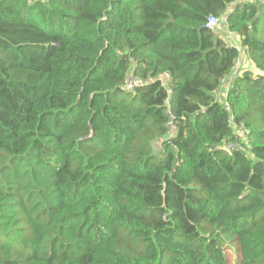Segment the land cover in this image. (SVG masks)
Instances as JSON below:
<instances>
[{
	"label": "trees",
	"instance_id": "trees-1",
	"mask_svg": "<svg viewBox=\"0 0 264 264\" xmlns=\"http://www.w3.org/2000/svg\"><path fill=\"white\" fill-rule=\"evenodd\" d=\"M226 243L264 264V0H0V264H227Z\"/></svg>",
	"mask_w": 264,
	"mask_h": 264
},
{
	"label": "built area",
	"instance_id": "built-area-1",
	"mask_svg": "<svg viewBox=\"0 0 264 264\" xmlns=\"http://www.w3.org/2000/svg\"><path fill=\"white\" fill-rule=\"evenodd\" d=\"M219 25V20L215 17V16H212L208 19L207 21V24H206V29L210 30V31H215L217 26ZM229 36L230 38H232V40H228L227 41V44L230 46V47H240V43H237V41H235L233 38L235 37H238L239 38V42H240V37L239 35H236L234 33H231L229 32ZM245 69V68H244ZM242 68V59H240L239 61H237L236 63V70H235V73H233V77L236 76L238 73H243L245 72L246 70H244ZM232 79V78H231ZM159 80L162 82V85L164 87L166 86H171V76L170 74L168 73H164V74H161L159 76ZM228 83V87H227V90L229 89V85H230V82H226ZM225 83V84H226ZM144 85V82L143 80H141L140 78L138 77H134V76H130L128 77L127 81H126V84L124 86V88L127 90V91H134L138 88H140L141 86ZM169 92L171 93L172 91L169 90ZM220 95V94H219ZM242 133H244L243 130H241ZM225 149L228 151V152H232L234 151L236 148L240 147L239 144L237 143H234V142H230V143H227L225 146ZM242 148V147H240Z\"/></svg>",
	"mask_w": 264,
	"mask_h": 264
},
{
	"label": "rangeland",
	"instance_id": "rangeland-1",
	"mask_svg": "<svg viewBox=\"0 0 264 264\" xmlns=\"http://www.w3.org/2000/svg\"><path fill=\"white\" fill-rule=\"evenodd\" d=\"M243 73H241V74H243ZM223 250L227 256V264H238L239 255L236 252V250L234 249V247H230V245L226 243L223 245Z\"/></svg>",
	"mask_w": 264,
	"mask_h": 264
},
{
	"label": "crops",
	"instance_id": "crops-1",
	"mask_svg": "<svg viewBox=\"0 0 264 264\" xmlns=\"http://www.w3.org/2000/svg\"><path fill=\"white\" fill-rule=\"evenodd\" d=\"M239 1H241V0H239ZM223 38L224 39H226V42L228 41V40H232V38H230V36H229V31H226V30H224V32H223ZM235 41H237V43H240L239 42V38L238 37H235V38H233ZM245 55L243 54V56H242V63L243 62H245V63H243L244 64V68H248L249 67V62L245 59ZM227 87H228V83H226L225 84V86L223 87V88H225V89H227ZM223 91H224V89H223Z\"/></svg>",
	"mask_w": 264,
	"mask_h": 264
}]
</instances>
